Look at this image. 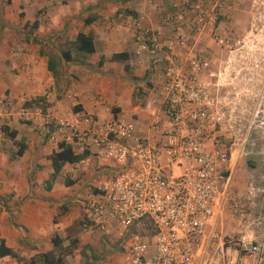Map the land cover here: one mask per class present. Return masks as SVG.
I'll use <instances>...</instances> for the list:
<instances>
[{
	"label": "crops",
	"instance_id": "crops-1",
	"mask_svg": "<svg viewBox=\"0 0 264 264\" xmlns=\"http://www.w3.org/2000/svg\"><path fill=\"white\" fill-rule=\"evenodd\" d=\"M176 1L0 0V241L25 260L4 256L0 264H30L36 254L59 253L51 241L55 233L63 238L64 247L71 238L77 239L64 255L66 264H125L106 253L104 238L120 239L113 228L106 236L91 226L76 234L68 232L77 223L89 190L96 192L120 166L92 148L79 162L65 163L47 188L53 172L50 154L62 141L82 153L71 138L75 126L89 127L87 118L102 122L133 117L141 134H152L147 130L150 110L145 104L160 101L162 60L154 62L146 53H137L134 37L141 27H149L165 44ZM231 3L229 12L237 19L242 6L239 0ZM88 18L92 20L87 23ZM35 20L37 26L32 28ZM189 20L194 16L186 17L179 31L201 51V34L208 30L190 32ZM79 32L92 34V53L75 51L72 42ZM63 51H69V60ZM122 52L125 60L111 58ZM2 126L15 130V137L1 131ZM18 142L25 145L21 155L15 154ZM260 197L252 201V211L259 212V218L251 214L252 233L264 247ZM221 207L222 203L215 209Z\"/></svg>",
	"mask_w": 264,
	"mask_h": 264
},
{
	"label": "built area",
	"instance_id": "built-area-1",
	"mask_svg": "<svg viewBox=\"0 0 264 264\" xmlns=\"http://www.w3.org/2000/svg\"><path fill=\"white\" fill-rule=\"evenodd\" d=\"M199 2L173 4L165 44L149 27L134 37L137 53L162 60L160 101L145 104L152 134H141L136 118L123 116L102 122L87 118L88 128L72 127L76 148L99 149L120 166L85 205L92 229L109 234L113 228L120 238L130 232L125 264H264V247L256 239L210 228L228 179L229 153L220 136L223 114L210 98L209 59L179 27L191 14L190 32L212 31L229 15L230 0ZM136 227L144 233L132 231Z\"/></svg>",
	"mask_w": 264,
	"mask_h": 264
},
{
	"label": "rangeland",
	"instance_id": "rangeland-1",
	"mask_svg": "<svg viewBox=\"0 0 264 264\" xmlns=\"http://www.w3.org/2000/svg\"><path fill=\"white\" fill-rule=\"evenodd\" d=\"M239 1L242 13L237 19L229 10L230 17L201 34V51L195 50L210 62V74L205 77L213 107L223 114L220 136L229 153L222 207L215 209L210 228L221 235L257 240L252 233L251 214L259 216V212L252 211L253 199L261 196L264 201V0ZM216 36L224 38V44H219ZM94 193L90 189L86 201ZM80 207L77 223L68 229L71 234L90 227L85 203ZM132 231L144 233L140 227ZM127 237L104 238L108 256L124 262L122 245Z\"/></svg>",
	"mask_w": 264,
	"mask_h": 264
},
{
	"label": "trees",
	"instance_id": "trees-1",
	"mask_svg": "<svg viewBox=\"0 0 264 264\" xmlns=\"http://www.w3.org/2000/svg\"><path fill=\"white\" fill-rule=\"evenodd\" d=\"M92 19L88 18L86 22H90ZM37 26V21L35 20L31 27L35 28ZM72 46L74 47L75 51L81 54H90L94 51V38L92 34H86L83 32H79L76 36L74 42H72ZM62 56L65 60H69L70 53L69 51H63ZM113 60H125L126 54L125 53H115L111 57ZM103 63V58H100L98 64L101 65ZM128 68V65L125 64V69ZM49 69L52 70V66L49 65ZM42 99V97H37L36 100ZM1 131L5 132L9 137L14 138L16 135L15 130H9L7 126H2ZM18 149L16 150V155H21L24 151L25 145L21 142L17 143ZM89 154L88 151H84L82 153H76L72 146L69 143L64 141L59 142L57 144V148L53 150L50 154V159L52 162L53 172L50 175V178L47 180V188L50 187V184L55 180L56 176L59 174L62 166L65 163H76L82 160ZM70 182L66 180V184ZM51 241L53 247L55 249H59V253L56 251H47L45 253L36 254L34 257L30 259V264L36 263V261H41L44 264H66L64 261V255L70 251V248L74 247L77 243V239L71 238L69 245L63 246V238H61L57 233H55L51 237ZM10 256L14 257L18 260V262H24V258L19 256L12 248L7 247L3 240L0 241V257Z\"/></svg>",
	"mask_w": 264,
	"mask_h": 264
}]
</instances>
